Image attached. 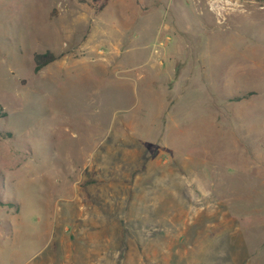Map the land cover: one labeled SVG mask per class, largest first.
<instances>
[{
	"label": "rangeland",
	"instance_id": "obj_1",
	"mask_svg": "<svg viewBox=\"0 0 264 264\" xmlns=\"http://www.w3.org/2000/svg\"><path fill=\"white\" fill-rule=\"evenodd\" d=\"M0 115V264H264V2L0 0Z\"/></svg>",
	"mask_w": 264,
	"mask_h": 264
},
{
	"label": "trees",
	"instance_id": "obj_2",
	"mask_svg": "<svg viewBox=\"0 0 264 264\" xmlns=\"http://www.w3.org/2000/svg\"><path fill=\"white\" fill-rule=\"evenodd\" d=\"M258 3H263L264 0H254ZM57 59L56 56L50 54V53H44V54H35L33 56V61H34V72H38L42 67L45 65L55 61ZM2 115V114H1ZM0 115V117H2Z\"/></svg>",
	"mask_w": 264,
	"mask_h": 264
}]
</instances>
